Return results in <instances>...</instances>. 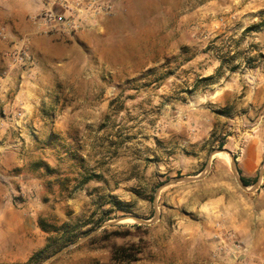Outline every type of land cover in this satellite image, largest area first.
<instances>
[{
    "label": "rangeland",
    "instance_id": "rangeland-1",
    "mask_svg": "<svg viewBox=\"0 0 264 264\" xmlns=\"http://www.w3.org/2000/svg\"><path fill=\"white\" fill-rule=\"evenodd\" d=\"M144 15L109 25L111 37L131 38L108 58L74 52L71 66L43 78L33 120L0 134V200L33 213L35 251L54 226L87 224L41 264H117L112 247L131 244L143 248L131 264L217 259L211 238L197 237L219 209L202 195L221 162L239 164L248 146L264 152V0H160ZM181 21L194 44L174 54L166 25ZM95 25L52 34L90 37Z\"/></svg>",
    "mask_w": 264,
    "mask_h": 264
},
{
    "label": "crops",
    "instance_id": "crops-1",
    "mask_svg": "<svg viewBox=\"0 0 264 264\" xmlns=\"http://www.w3.org/2000/svg\"><path fill=\"white\" fill-rule=\"evenodd\" d=\"M84 0H60L68 5ZM107 1L112 4V13L100 17L90 37H60L47 34L38 16L52 5L50 0H0V109H4V116L0 115V134H4V126H13L17 122H31L37 105L34 93L42 89L43 78L50 77L55 72H62L71 66L73 53L85 47L96 59H105L111 55L126 39L131 37H111L110 24H120L132 19H145L144 12L147 5H153L160 0H95ZM169 3L170 0H167ZM166 9H170L167 4ZM58 10V8H56ZM183 21L177 23L173 29L168 27L164 40L169 43V52L177 54L194 44L192 37H184L187 30ZM140 24V23H139ZM181 29V37H176ZM117 42V43H116ZM27 44L37 58L34 72L37 78L31 82L29 77L20 79V72L14 68L9 52L14 44ZM194 58H187L186 66H190ZM154 63L153 61L149 64ZM145 66V65H144ZM220 66V67H219ZM185 67V66H183ZM217 66H214L216 68ZM219 69L221 64L218 65ZM188 68V67H186ZM145 69V68H143ZM18 110H23L25 117L18 119ZM6 127V128H7ZM264 152L255 146H248L239 164L221 162V178L217 185H210V189L202 195L203 201H215L219 207L216 213L211 210L207 220L199 227V235L211 238L210 249L215 251V224L220 221L224 229L235 231L251 255L264 261ZM257 181L244 186L241 178ZM0 198H3L2 196ZM33 213L25 208L15 206L12 202L0 200V264L7 254L16 251L33 253L42 244H35V235L39 233ZM197 237L194 240H197ZM191 250L195 246L190 241ZM191 258V259H190ZM187 264L193 263L190 253ZM212 258V257H211ZM18 263L10 261L6 264ZM205 264H231L230 260L214 259Z\"/></svg>",
    "mask_w": 264,
    "mask_h": 264
},
{
    "label": "built area",
    "instance_id": "built-area-1",
    "mask_svg": "<svg viewBox=\"0 0 264 264\" xmlns=\"http://www.w3.org/2000/svg\"><path fill=\"white\" fill-rule=\"evenodd\" d=\"M50 2H52L51 7L38 16V21L47 34L77 33L97 24L100 17L112 13V4L107 1L84 0L77 1L73 5L60 0H50ZM9 57L14 68L21 73V79L34 72L36 60L27 44H14ZM216 239L217 258L230 260L231 264H264V261L251 255L235 231L226 230L221 226Z\"/></svg>",
    "mask_w": 264,
    "mask_h": 264
},
{
    "label": "trees",
    "instance_id": "trees-1",
    "mask_svg": "<svg viewBox=\"0 0 264 264\" xmlns=\"http://www.w3.org/2000/svg\"><path fill=\"white\" fill-rule=\"evenodd\" d=\"M245 186L251 185L257 181V178L247 179L241 178ZM87 226V224L71 225L64 223L60 226H54L50 231L56 235L49 236L46 244L39 250L33 252L27 262L14 263V264H41L46 261L56 250L62 249V247L68 246L77 242V232ZM143 254V248L137 244H131L127 246H113L111 249V260L117 264H131L139 262L141 255ZM6 264V263H1Z\"/></svg>",
    "mask_w": 264,
    "mask_h": 264
}]
</instances>
